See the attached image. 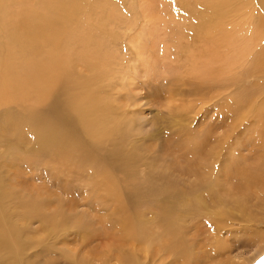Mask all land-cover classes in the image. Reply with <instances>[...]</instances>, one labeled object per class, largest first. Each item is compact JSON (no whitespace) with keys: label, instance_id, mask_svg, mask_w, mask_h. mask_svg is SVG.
<instances>
[{"label":"rangeland","instance_id":"1","mask_svg":"<svg viewBox=\"0 0 264 264\" xmlns=\"http://www.w3.org/2000/svg\"><path fill=\"white\" fill-rule=\"evenodd\" d=\"M9 1L3 4L8 11L3 12L8 24L9 16L17 14L19 8L16 0ZM39 1L23 0V3L33 5L37 13L43 8ZM259 1L81 0L78 5L65 2L69 20L58 28L62 34L47 35L48 31H44L35 50L29 49L26 57L20 56L40 61L51 53L54 45L60 50L66 47L65 62L70 61L71 70L79 79L91 80L88 89L105 103L102 107L112 121L113 133L110 143L101 144L97 150L89 149V161L79 164L74 160L70 165L73 159L60 161L54 150L47 148L32 131L22 133L16 142L15 130L2 129L0 140L6 141L0 142V208L9 216L6 219L15 220L21 229L22 264H79L81 260V264L86 261L87 264H120L126 255L133 256L137 264H252L264 253V192L243 190L241 183L233 179L240 175L233 169L228 171L227 178L219 173L212 183L210 179L200 184L186 166L187 163L194 166L195 158L200 159V150L209 149L210 140L222 137L224 128L230 130L227 125L222 129L217 124L216 111L225 117L234 93L230 88L232 80L238 81V93L247 91L245 81L250 59L261 54L263 44L255 28L260 18ZM47 14L48 11L41 17ZM41 17H31L41 28L63 21L49 24ZM217 29L242 36L251 32L252 37L244 46L247 49L249 42V46L254 45L253 51L248 54L233 40L216 37ZM0 42L1 58L2 50L10 43L1 31ZM13 47L18 46L12 44L11 52ZM210 49L215 52L214 63L206 60L204 54ZM20 61L17 58L15 63ZM206 68L210 71H205ZM198 72H207L211 81L196 79ZM3 112L15 117L22 110L13 101L0 106V114ZM228 123L231 122L227 118L225 124ZM260 147L264 150V142ZM120 149L136 165L130 169L131 176L116 172L122 185L140 184L147 188L155 184L158 189L162 187L161 192L164 188L167 196L171 188L180 191L179 197L195 193V202H180L173 211L178 217L182 215L174 239L169 240L156 227L150 229L152 237L146 243L159 250L155 256L144 249L145 245L123 242L115 231L113 234L106 228L113 221L114 217L109 218L108 214L113 212L114 205H108L104 182L93 170L103 174L105 169L90 160L97 158L106 166L111 165L109 154ZM241 150V159L237 154L230 156L239 171L254 168L250 159L259 154ZM260 152L264 156V151ZM10 182L13 187L9 186ZM256 184L264 185V176ZM131 187L126 185L122 196L128 198L126 191ZM143 191L146 202H151L148 190ZM164 193L159 194L160 199ZM171 195L169 199L179 198L175 193ZM16 197L43 205L44 215L60 209L58 214L66 220L67 228L48 231L39 220L43 214L31 220L13 216ZM102 199H106V204ZM220 212L225 214L214 221ZM148 217L144 216L146 220ZM180 226H183L181 230ZM224 242L231 247L225 257L213 252ZM3 263L0 259V264Z\"/></svg>","mask_w":264,"mask_h":264},{"label":"bare ground","instance_id":"2","mask_svg":"<svg viewBox=\"0 0 264 264\" xmlns=\"http://www.w3.org/2000/svg\"><path fill=\"white\" fill-rule=\"evenodd\" d=\"M5 1L7 0H0V31L7 35L10 43L2 50L3 53L0 58V102H3L0 103V106L9 103L12 104L13 101H17L21 106L22 112L17 113L15 117L12 116L13 114L10 112L1 113L0 132L2 129L10 132L15 130L13 133L16 135L15 141L19 142L22 133L30 130L41 142L46 144L47 148H52L54 150L60 161L73 159L70 161V165L74 164V160L79 164L87 160L89 161V149L97 150L101 144L110 143V137L113 133L112 121L106 116L102 107V105L105 106V103L102 104L88 89L89 87L87 85L91 80L79 79L74 71L72 72L70 61L68 60L65 62L68 54L64 46H62V50H60L58 45H54L51 53L40 61L21 58V56L26 57L28 53L27 50L35 48L36 44L39 42V37H42L44 31H48L47 35H61L62 31H57L58 28L69 20V12L64 10L65 2L76 3L78 5L81 3V0H41L38 5L43 8L37 13L33 5L24 4L23 0H16L15 4L19 6L16 11L18 13L9 16V24L6 23L4 18L6 15L3 14L4 11H7V9H4L5 5H3ZM259 2L261 8L257 6L260 12V18L255 28L258 29L257 34L259 35V40H261L263 44L261 46V54L250 59V70H247V80L245 81V84H248L247 91L244 90L238 93V81L232 80L230 88L234 90V93L230 96L225 117H222L221 114L215 110L217 124H221V127L229 126L230 130L227 131V129L225 130V128L222 127V129L224 128L221 132L222 134L224 133L223 135L221 134L222 137L216 138L215 136L216 139L210 140L211 147L209 149L200 150L198 153L200 159L195 158V165L193 166L190 163L186 164L191 170L189 173L195 175L197 179L196 182L200 184L208 183L207 180L210 179L212 183V179L218 176L219 173H221V176L227 178L230 176L228 171L233 169L240 174L233 179L241 183V188L243 190L264 192V185L256 184L260 177L264 176V156L263 153L260 152L264 151L263 148L260 147V143L264 142V0H260ZM14 9L15 8H13V10ZM47 11L48 14L41 17V14H45ZM76 11L77 6L74 8L72 19ZM212 11L214 14L218 13L217 11ZM34 15H38V18L41 17L49 24H56L61 20L63 21L59 22L56 26L48 25V28H44L43 25H41V28L35 24V21H32L31 17ZM214 35L216 37L218 35L233 40L237 43L238 48L243 49L245 52H248V54L253 51L254 45L249 46V42L247 49L244 46V42L249 38L251 39V32L247 33V36H242L230 33L225 29H217ZM12 44L18 46L12 48L13 52H11ZM204 54L207 55L206 60L210 59L212 60L210 62L214 63V49H210ZM17 58L21 59L19 64L15 63ZM205 71H210V69L206 68ZM198 73L199 75L196 79L211 81L208 79L207 72ZM211 88L212 87H210L209 90H211ZM38 107L43 108L37 109ZM6 110L7 109H4L3 111ZM99 112L101 116H98ZM7 117L10 120L7 119ZM227 118L230 120V124H225ZM100 134H102V136H100ZM232 137L235 138L231 139ZM5 141L6 140H0L2 143ZM242 148L245 151L254 150L260 156H263V159L259 155H253L250 161L254 168L245 167L239 171L238 165L230 156L237 154L241 159ZM112 149L113 148H111V150ZM109 157L111 165L107 164V166L104 161H99L97 158L95 160H90L99 166L102 164L101 166L105 169V172L102 174L91 167L96 173L100 174L101 182H104L103 189L106 193L104 198L108 199V205H110V203L114 205L113 212L108 214L109 218L114 217L113 221L110 224L107 223V227H105H109L113 234L115 231L118 238L124 240L123 242L131 241V243L145 245L144 249L146 251H152L155 256V252L159 250L153 249L151 243H146L152 237V231L150 229L153 230L156 227L164 233L166 238L169 240L174 239V235L177 234L176 226L182 223H180L179 219L182 215L180 214L178 217L173 214V211L180 202H195V193H189L184 197H179L181 194L180 191L174 192L171 188L170 193H175L179 198L169 199L168 196H173L171 194L167 196L166 193H164L165 189L163 188V192H161L162 187L158 189L155 184H149L147 188H144L140 184L138 186L132 185L133 187H131V184L129 185L126 183L127 187L129 186L132 188L126 191L129 195L128 198H126V196H122L126 185H122L123 181L116 177L118 176L116 172L121 171L122 174L131 176L130 169L135 164L127 158L123 149L113 151L109 154ZM12 163L13 159L10 160L9 164L12 165ZM56 164L55 162V165ZM196 164H199L200 167L196 166ZM12 168H15V165H13ZM104 169H101V172L104 171ZM9 186L13 187V182H10ZM95 189L98 190L99 185H96ZM143 189L148 190V197L151 202H146ZM160 193H164L163 199H160ZM37 194L40 195L38 191ZM7 200L10 201L11 197H8ZM15 202L17 207L12 211V215L15 217L20 216V218H29L31 220L36 216L39 217L41 214H45L44 209L41 208L43 205L41 206V204H37L36 202L17 197L15 198ZM101 202L106 204V199H102ZM132 204L134 208H132ZM202 204L203 203H200V205ZM144 206L145 208H143ZM59 210L60 209H56L51 212L50 215L46 214L42 218L39 217L43 228L51 232L57 230L61 231V227L62 229L67 228L66 220L62 219L58 214ZM223 214L225 213L220 212V214H217L214 221L223 217ZM145 215L149 216L147 220L144 218ZM6 217L9 216L0 208V259L4 261L3 264H22L20 258L22 254V245L20 242L21 229L15 225V220L11 219V221H9ZM182 228L183 226H180L179 229L181 230ZM259 235L258 232V237ZM133 245L136 246L135 244ZM164 246L167 247L166 245ZM141 249L143 250V248ZM230 249L231 247L224 242V245L218 247V252L215 249H213V252L217 255L222 254V256L225 257L224 254L226 251H230ZM181 251L183 254L185 249L182 248ZM122 257L121 263L137 264L136 260L131 255ZM115 258L116 257H114V259ZM145 259L143 258V260ZM118 260L116 259V261ZM80 262L79 264H81ZM85 263L87 264V261ZM88 263L91 264L90 262ZM76 264L78 263L76 262ZM252 264H264V253Z\"/></svg>","mask_w":264,"mask_h":264}]
</instances>
